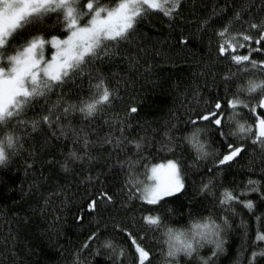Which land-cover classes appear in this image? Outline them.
Returning a JSON list of instances; mask_svg holds the SVG:
<instances>
[{
  "label": "snow or ice",
  "instance_id": "1",
  "mask_svg": "<svg viewBox=\"0 0 264 264\" xmlns=\"http://www.w3.org/2000/svg\"><path fill=\"white\" fill-rule=\"evenodd\" d=\"M207 2L202 0V7ZM211 3L192 36L181 34L180 41L202 38V30L211 27L215 43L210 39L208 46L216 50L211 66L226 62L222 72H212V83L207 85L217 92L205 97L196 82L192 96L184 94L189 105L196 103L195 108L182 105L183 122L173 112L152 127L145 121L130 122L125 113L135 114V105L123 112L115 110L128 75L107 70L105 64L137 66L147 38L140 26L153 24L156 17L168 20L169 27L177 16L189 23L181 14L184 0H0V165H8L16 156L26 157L25 170L32 169L36 176L29 182L30 189L42 188L41 178L50 182L45 166L63 171L64 183H55L53 191L43 194L40 207L46 215L54 197L68 198L69 173H90L77 184L89 185L81 198L101 219L77 249L73 264H96L99 257H103L100 264L128 260L153 264L154 257H158L156 264H216L225 250V230L232 226L229 214L236 215L234 205L250 212L255 209L256 201L241 199L240 194L250 193L264 202V0ZM201 75H208L204 68ZM217 81L223 85V95ZM105 126L108 130L101 135ZM249 145L253 153L260 150L262 175H249L236 184L225 182V169L236 165L250 151ZM105 147L107 155L102 156ZM157 157L159 162H153ZM102 159L108 168H98L91 175ZM249 166L255 167L251 156ZM104 172L113 175L115 187ZM189 175L200 177L192 180L191 189L194 197L205 202L207 214L189 212L190 226L176 227L156 208L188 192ZM95 179H100L99 186L92 183ZM137 201L146 202L150 209L141 211L139 218L133 209L131 224L117 219L119 209L127 211ZM217 207L224 214L216 216ZM131 225L141 226L134 231ZM113 234L124 236L125 241L117 243ZM256 241L264 242V232H256L249 264H255L257 256L264 257V243ZM4 244L7 252L8 241ZM206 244L214 247L203 255ZM81 249H91L89 256L84 257ZM11 252L15 257L14 247ZM0 256L8 259L3 253Z\"/></svg>",
  "mask_w": 264,
  "mask_h": 264
},
{
  "label": "trees",
  "instance_id": "2",
  "mask_svg": "<svg viewBox=\"0 0 264 264\" xmlns=\"http://www.w3.org/2000/svg\"><path fill=\"white\" fill-rule=\"evenodd\" d=\"M223 2L224 0H218V3ZM255 3H259V0H255ZM255 3H253V7H255ZM211 6V0H208L203 7L202 0H184L181 14L192 27L189 26V23L181 21L179 16L175 18L171 27H169L168 20L159 17L154 18L153 24H142L139 31L146 34L147 38L143 44L146 51L140 53V61L137 66L131 67L126 62H106L107 70L125 71L128 75V80L121 84L123 98L115 104L116 111L123 112L124 109L135 105L137 107L135 114L125 113L130 116V122L135 124L145 121L152 127H156L173 112L183 122L186 113L182 105L195 108L196 103L193 100L189 105L184 94L191 97L196 82H199L203 96L216 94L217 88H209L207 85L212 83V72H222L226 62L216 61L215 67L211 66L216 51L214 47L210 49L208 46L210 39L215 43L211 27L202 30V38L200 36L193 37L190 43L180 41L181 34L192 36L195 32V25L207 15ZM259 14L256 13L257 18H259ZM123 47L130 46L124 45ZM130 50L135 51V48L130 47ZM242 51H246V49ZM206 64L209 66L205 67ZM201 68H204L207 76L201 75ZM217 83L219 84V81ZM219 89L220 94L223 95L222 84H219ZM53 99H55L54 95ZM107 111L111 112V109ZM74 123H78V120ZM107 130L106 126L101 127L100 134L102 135ZM249 148L250 151L245 152L236 165L225 169L223 177L225 182L230 181L236 184L247 179L249 175L260 178L262 175L259 172L261 163L257 159L261 156L260 150L257 148L253 153L251 145ZM64 150L67 151V148ZM93 154H96L95 151ZM101 155H107L106 147ZM153 155L156 154L153 153ZM250 156L255 165L254 168L249 166ZM25 158L16 156L8 165H0V253L8 257L5 260L3 256H0V264H13L14 260L15 264H73L77 249L81 248L83 240L101 219L92 210L87 209L81 198L89 185L87 183L82 186L77 184L81 177L88 176L90 173L84 171L75 176L69 173L68 198L65 199L63 195L59 199L54 197V204H49L45 209L48 212L46 215L40 207L43 204V194L53 191L55 183H64L65 176L62 170L58 172L56 168L45 166L43 171L50 177V182L41 178L43 187L30 189L29 182L35 180L36 176L33 175L32 169L25 170ZM153 162H159V157ZM209 162H211V157H209ZM140 167L143 168V164ZM98 168L107 169L108 163L103 159L96 163L91 169V175L94 176ZM40 170V165L37 163L36 172L39 173ZM202 170L207 171V169ZM79 171L78 167L77 172ZM103 175L115 187L113 175L107 172H104ZM193 179L199 181L200 177L199 175L195 177L189 175L188 192L182 196L177 195L174 199H166L164 204L158 205L156 208L171 225L189 227V212L197 216L207 214L202 198L193 196L191 189ZM92 183L99 186L101 181L95 179ZM240 187H243L242 183ZM240 196L241 199L248 198L256 201L255 209L250 212L242 205H234L236 215L229 214L232 226L225 230L227 236L224 243L225 250L217 257L216 264H249V256L254 250L253 241L256 232L257 230L264 232V202L258 201L256 196L250 193L240 194ZM61 200L64 201L62 206L60 205ZM54 207L60 210L55 211ZM150 207L146 202L141 204L137 201L127 211L119 209L117 219L131 224L133 209H136V217L139 218L140 212H147ZM169 208L174 211H169ZM109 209L116 211L111 206ZM90 212L91 215H89ZM214 212L216 216L224 214V210L218 207L214 209ZM77 215L82 219H75ZM104 215L106 216L107 212ZM258 216L259 219H257ZM241 220L245 222V225L241 224ZM131 226L135 231L141 225ZM9 230H11V234ZM109 232H111V224H109ZM111 238L117 243L125 241V237L121 235L113 234ZM4 240L8 241L7 252ZM143 243L153 247V244L149 243L147 239H144ZM261 243L264 242L256 241L258 245ZM13 247L16 253L15 257H12ZM213 247L214 245L206 244L201 250L202 254L207 255ZM81 251L84 257H88L91 249L87 251L81 249ZM102 259L103 257L97 258L96 264H100ZM156 259L158 257L153 258V264H156ZM89 260L91 261L90 257ZM126 264H130V260L126 261ZM255 264H264V257L257 256Z\"/></svg>",
  "mask_w": 264,
  "mask_h": 264
}]
</instances>
